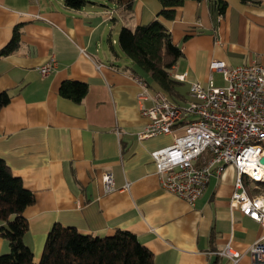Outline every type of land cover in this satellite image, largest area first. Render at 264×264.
Listing matches in <instances>:
<instances>
[{"label":"crops","instance_id":"0c3cea01","mask_svg":"<svg viewBox=\"0 0 264 264\" xmlns=\"http://www.w3.org/2000/svg\"><path fill=\"white\" fill-rule=\"evenodd\" d=\"M160 7L159 0H131L128 8L111 0L79 8L64 0H0V49L19 30L17 48L0 55V91L10 94L0 108V157L34 195L23 211V241L36 262L59 222L97 235L129 230L153 264H264V255L255 260L248 252L263 234L261 223L229 205L234 166L212 173L189 204L161 187L150 154L172 135L138 137L147 117L137 104L136 67L115 45L120 26L147 23ZM159 18L181 49L172 73H185L178 80L186 91L210 72L216 84L222 79L209 68L213 59L264 65V0H185L173 18ZM51 57L54 68L40 74ZM65 79L87 83L79 102L59 94ZM104 172L112 175L111 189ZM243 184L249 194L259 191L246 177ZM227 243L241 253L235 262L214 252ZM8 248L0 234V253Z\"/></svg>","mask_w":264,"mask_h":264},{"label":"built area","instance_id":"2783aa9c","mask_svg":"<svg viewBox=\"0 0 264 264\" xmlns=\"http://www.w3.org/2000/svg\"><path fill=\"white\" fill-rule=\"evenodd\" d=\"M54 66L51 57L37 69L46 75ZM209 68L221 72L223 84H216L211 72L204 82L191 81L186 105L173 101L160 89H150L143 77L134 75L139 86V111L147 117L138 137L172 135L170 144L150 154L161 187L189 204L202 194L212 173L219 175L226 165L234 166L229 205L261 223L263 234L248 246L251 257L259 260L264 255V65L228 66L222 59H213ZM173 76L182 80L185 73ZM147 99L149 104L144 102ZM243 177L259 191L247 193ZM102 181L105 189L113 187L110 172L103 173ZM214 252L232 262L241 256L228 243Z\"/></svg>","mask_w":264,"mask_h":264},{"label":"trees","instance_id":"16d2710c","mask_svg":"<svg viewBox=\"0 0 264 264\" xmlns=\"http://www.w3.org/2000/svg\"><path fill=\"white\" fill-rule=\"evenodd\" d=\"M90 1L93 0H64V3L79 8ZM111 1L126 8L131 5V0ZM184 1L159 0L161 7L155 17L133 27L122 25L117 36L118 47L136 67V75L143 77L149 86L162 90L175 102L188 97V90L182 88V82L172 73V67L182 52L159 17L173 18L175 7ZM240 1L256 3L260 0ZM224 6L225 3L219 1L220 11ZM18 35L19 30L15 27L10 41L0 49V55L17 48ZM111 49L117 53L112 45ZM86 90L85 81L69 79L61 81L58 88L60 95L75 102L83 98ZM9 98L7 90L0 91V108ZM33 201V193L0 157V234L9 245L6 252L0 253V264H153L152 252L129 230L116 229L109 235H97L83 233L74 226L59 222L51 224L36 262L33 251L23 241L28 228L23 211Z\"/></svg>","mask_w":264,"mask_h":264},{"label":"rangeland","instance_id":"374dc122","mask_svg":"<svg viewBox=\"0 0 264 264\" xmlns=\"http://www.w3.org/2000/svg\"><path fill=\"white\" fill-rule=\"evenodd\" d=\"M115 34V33H114ZM117 48H118V44H116L115 45ZM143 74V73H142ZM145 77H147L145 74H143ZM216 82H217V84L218 85H221V84H223V80L222 79H220V78H218V79H216ZM188 101H189V99L186 97V98H180V99H178L176 102H178V103H181L182 105H186L187 103H188Z\"/></svg>","mask_w":264,"mask_h":264},{"label":"water","instance_id":"95a60500","mask_svg":"<svg viewBox=\"0 0 264 264\" xmlns=\"http://www.w3.org/2000/svg\"><path fill=\"white\" fill-rule=\"evenodd\" d=\"M261 162H264V157L261 158Z\"/></svg>","mask_w":264,"mask_h":264},{"label":"bare ground","instance_id":"6f19581e","mask_svg":"<svg viewBox=\"0 0 264 264\" xmlns=\"http://www.w3.org/2000/svg\"><path fill=\"white\" fill-rule=\"evenodd\" d=\"M263 171H264V169H263Z\"/></svg>","mask_w":264,"mask_h":264}]
</instances>
